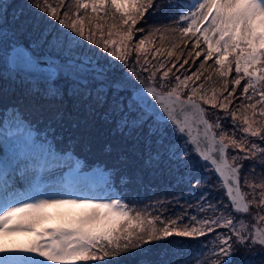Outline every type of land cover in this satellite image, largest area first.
Segmentation results:
<instances>
[{"label": "snow or ice", "instance_id": "obj_1", "mask_svg": "<svg viewBox=\"0 0 264 264\" xmlns=\"http://www.w3.org/2000/svg\"><path fill=\"white\" fill-rule=\"evenodd\" d=\"M0 7V50L15 52L11 79L24 88L0 120L13 141L0 147V236L30 237L0 245V264H118L154 242L208 234L202 264H236L241 249L264 250V0H26L11 27L10 5ZM24 7L33 15L17 23ZM150 14L167 23L145 29ZM21 105L48 113L42 132ZM104 126L118 136L101 149L115 160L109 177L130 183L120 165L139 155L144 168L166 170L172 187L188 191L141 211L107 181L90 187L88 177L103 174L106 162L85 173L73 151L90 152ZM212 177L221 192L215 202L204 190ZM197 189L189 205L197 211L173 217L167 205Z\"/></svg>", "mask_w": 264, "mask_h": 264}, {"label": "rangeland", "instance_id": "obj_2", "mask_svg": "<svg viewBox=\"0 0 264 264\" xmlns=\"http://www.w3.org/2000/svg\"><path fill=\"white\" fill-rule=\"evenodd\" d=\"M26 0H2V4L7 6L10 5V7L7 8L8 12V25L9 27L12 26L13 23V13L15 12L17 15H19L21 8L23 5H25ZM0 11H3V8L0 7ZM24 15L20 17V21L17 23L23 22L24 20L30 18L33 13L29 11L26 7L23 8ZM159 23H167L166 20L163 19V16H153L149 15L147 18V22L143 25L145 29H150V27L154 24ZM147 33H145L146 35ZM38 35V33H37ZM139 35V34H138ZM159 36L160 34H157V38L153 41V43L157 44L159 46ZM30 39V36L28 33H25L22 36V41L25 47L28 45V41ZM171 39V37L166 36V40ZM147 47L151 48V45H147ZM167 47H170V44L166 45ZM8 51L7 50H0V75L3 77H8L9 79L0 80V105H3L2 108H0V111L3 112L0 117L6 116V110L8 107H10V103H19L21 99L24 97V88L20 85V83L17 81L13 83L11 77L15 76L16 70L10 69L8 65ZM149 58L151 59V53H148ZM185 55L187 53L185 52ZM4 100L3 102H1ZM73 98L65 96V103L67 108L72 107L73 104ZM39 104L42 105H54L56 103H60L59 101H39ZM25 104H28V101L25 100ZM22 107H25L24 105H21ZM31 112L43 115L48 114L41 111H35L31 110ZM48 118V117H47ZM38 123V128L42 127L44 124V121H36L35 123ZM17 122H13L15 124ZM102 123V122H101ZM103 130V136L100 137L94 144L92 145L91 149L93 152H97V154L107 158L108 160L115 163V160L113 159V156L108 154H102L101 149L104 145V143L112 141L117 142L118 136L113 137L110 134V126H104ZM26 129L20 130L18 132V139L15 140V143L19 144L22 142L24 138H26ZM35 134H33L34 136ZM67 137V134H65ZM13 141L6 140L4 138V131L0 130V147H2L5 151H8L12 146ZM66 143V142H65ZM96 146V147H93ZM58 148H63L64 145L60 144L58 142L57 145ZM88 152L85 151H73V155L77 158L82 160L84 163L83 171L85 173H92L90 172L92 166H89L87 164L90 163L91 160L86 159L83 157V154H87ZM40 158L47 161V156L41 152ZM97 161H100L99 158H97L94 163ZM93 162V161H92ZM89 166V168H88ZM99 166H103L102 163ZM97 168V167H95ZM104 171L106 169H111V166L109 167H103ZM198 168V165H197ZM120 169H122L123 172L127 174V176L130 179V183L135 182V184L126 185L125 183H121V175H118V181L120 184H122V189L125 190L126 194H128V191L132 193L133 197L129 198V205L130 207H134L137 210L143 211L145 206L153 203L157 200H172L173 197H178L181 192H187L188 189L181 185L180 187H172L174 184V177L170 176L166 170L163 171H157L152 172L151 170H148L144 168L143 161L140 158V156L132 157L130 158L126 164L120 165ZM97 174V175H90L88 177V184L92 188L98 187L97 184L101 181L104 176V174ZM121 172V173H123ZM41 175H43V172H41ZM136 177H140L141 179L137 180ZM40 182L39 176L37 177L36 183L38 184ZM218 181L215 177H212L210 180V183L208 185H205L204 190L209 192V199L212 202H215L219 199L221 192L216 187ZM128 184V183H127ZM136 185V186H134ZM27 188V185L24 186H17V191H25L23 188ZM167 189V191H165ZM201 190L197 189L195 190L192 197H184L183 199L179 200V203H171L168 204L167 207L172 208L173 211L171 215L174 217L176 215H179L182 211H187L189 215L193 214L197 210L195 208L189 207V205H195L197 203V198L200 194ZM51 213H56L57 209H48ZM149 212H151L153 215L154 213L152 209H148ZM201 216L204 215H210L209 212L200 213ZM241 217L245 216L246 214H238ZM161 226L162 225H158ZM212 238L211 234H208L207 237H200L196 240H191L188 238H182V237H169L167 240H162L158 242H154L153 244L146 245L142 251H136L135 254L144 253L147 250H159L158 255L154 258V261L146 262L145 264H202V262L205 260L207 253H204L201 255L200 253L203 251L201 245L206 241L210 240ZM30 239L28 235L25 234V232L21 231L14 235H6V236H0V245H3L6 248H12L14 246H23L26 244V242ZM244 257L248 260L252 261V264H264V250H258L253 249L251 253L246 252L244 249H241L240 252L236 254V256L233 257L236 264H239V261L241 258ZM143 258V257H142ZM143 260V259H142Z\"/></svg>", "mask_w": 264, "mask_h": 264}, {"label": "trees", "instance_id": "obj_3", "mask_svg": "<svg viewBox=\"0 0 264 264\" xmlns=\"http://www.w3.org/2000/svg\"><path fill=\"white\" fill-rule=\"evenodd\" d=\"M4 100H2L1 102H3ZM14 104H15V102H13ZM66 104V103H65ZM67 107V106H66ZM68 109H71V107H68ZM21 110L22 111H25V113L26 114H28V115H33L32 117H29L32 121H34V124H35V122L36 121H44V124H43V126L42 127H40V128H38V130L40 131V132H42L43 131V129H44V126H45V124L47 123V121H48V114H44L43 113V115H38V114H36V113H33V112H31V111H29V110H26L25 109V107H22L21 106ZM3 112H1L0 111V115L2 114ZM0 120H2L1 119V117H0ZM59 134V129H57V135ZM65 142H66V136H65ZM57 145H58V143H57ZM93 147H96V146H93ZM75 151H77V150H79V151H84L83 149H82V147L80 146V145H77L76 147H75V149H74ZM98 153V151L96 152H93L92 151V149H91V151L90 152H88L87 154H83V157L84 158H86V159H89V160H91L90 161V163H92V165H93V167L94 166H98V164H97V162L96 163H94V161L97 159V158H99V160H100V162H106V166H104V164L102 163V165H103V167H109V166H111L112 167V165L114 164L112 161H110V160H108L107 158H105V157H103V156H101V155H99V154H97ZM93 161V162H92ZM109 170L110 169H106L105 171H104V174L106 175L105 176V180L107 181V183L109 184V176L107 175V173L109 172ZM121 170V172H123L122 171V169H120ZM123 173H125V172H123ZM118 175L119 174H116V175H114V176H112V178H114V180H118ZM114 184H113V186H115L116 185V182H113ZM135 182H132V183H128V184H126V185H131V184H134ZM117 187H118V185H116ZM134 186H136V185H134ZM124 193H126L125 191H123ZM127 196H128V200H129V198H131V197H133V195H132V193L131 192H129L128 191V194H127ZM128 202V201H127ZM158 253H159V250H152V249H150V250H147L146 252H144V253H139V254H135V253H132V254H126V255H123L122 257H120L119 259H120V261L118 262V264H145L146 262H150V261H154V258L158 255ZM143 257V258H142ZM143 259V260H142Z\"/></svg>", "mask_w": 264, "mask_h": 264}, {"label": "water", "instance_id": "obj_4", "mask_svg": "<svg viewBox=\"0 0 264 264\" xmlns=\"http://www.w3.org/2000/svg\"><path fill=\"white\" fill-rule=\"evenodd\" d=\"M8 65L12 70H18L16 64H15V52H9L8 53ZM24 71H46L45 69H31V68H25L23 69ZM193 129H194V134H195V125H193ZM203 147V145H202Z\"/></svg>", "mask_w": 264, "mask_h": 264}]
</instances>
